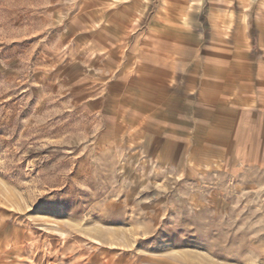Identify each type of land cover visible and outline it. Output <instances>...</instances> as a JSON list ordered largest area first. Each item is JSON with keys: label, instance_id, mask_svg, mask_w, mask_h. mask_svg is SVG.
Instances as JSON below:
<instances>
[{"label": "rangeland", "instance_id": "obj_1", "mask_svg": "<svg viewBox=\"0 0 264 264\" xmlns=\"http://www.w3.org/2000/svg\"><path fill=\"white\" fill-rule=\"evenodd\" d=\"M119 4L0 0V264H264V174L181 173L109 134L91 48Z\"/></svg>", "mask_w": 264, "mask_h": 264}, {"label": "crops", "instance_id": "obj_2", "mask_svg": "<svg viewBox=\"0 0 264 264\" xmlns=\"http://www.w3.org/2000/svg\"><path fill=\"white\" fill-rule=\"evenodd\" d=\"M115 2L113 35L91 48L109 134L181 173L219 159L264 174V0Z\"/></svg>", "mask_w": 264, "mask_h": 264}, {"label": "bare ground", "instance_id": "obj_3", "mask_svg": "<svg viewBox=\"0 0 264 264\" xmlns=\"http://www.w3.org/2000/svg\"><path fill=\"white\" fill-rule=\"evenodd\" d=\"M51 258V257H50ZM50 263V262H49ZM52 264V263H51Z\"/></svg>", "mask_w": 264, "mask_h": 264}]
</instances>
